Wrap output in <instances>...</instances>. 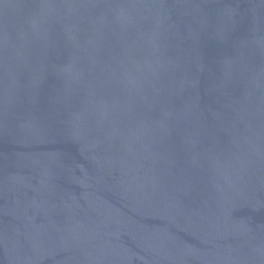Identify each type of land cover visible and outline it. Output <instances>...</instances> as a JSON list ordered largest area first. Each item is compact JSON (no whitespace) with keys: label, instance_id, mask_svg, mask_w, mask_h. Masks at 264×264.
I'll list each match as a JSON object with an SVG mask.
<instances>
[{"label":"water","instance_id":"obj_1","mask_svg":"<svg viewBox=\"0 0 264 264\" xmlns=\"http://www.w3.org/2000/svg\"><path fill=\"white\" fill-rule=\"evenodd\" d=\"M0 264H264V0H0Z\"/></svg>","mask_w":264,"mask_h":264}]
</instances>
